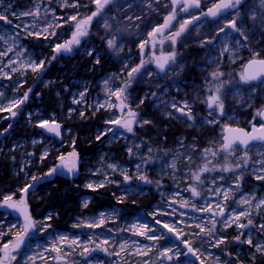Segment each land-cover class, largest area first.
Instances as JSON below:
<instances>
[{"label":"rangeland","instance_id":"rangeland-1","mask_svg":"<svg viewBox=\"0 0 264 264\" xmlns=\"http://www.w3.org/2000/svg\"><path fill=\"white\" fill-rule=\"evenodd\" d=\"M218 1L200 3L207 9ZM37 8L38 16L26 15ZM95 8L92 0H0V16L6 17L0 20V37H3L0 52L12 49L0 56V158L8 160L14 178L9 193L12 201H19L26 193L31 206L36 189L42 184L41 172L43 177L49 176L52 169L61 173L62 169L67 170L63 165L72 164L73 160L80 163L79 173L73 171L65 179L74 181V187L82 191L81 209L88 207L84 203L89 205L95 192L101 191L113 200L95 214L79 213L69 230L54 228L51 215L42 219L33 217L35 234L11 264H57V257L68 260L67 264H264V251H257V246L264 248V205L257 207L264 200V180L256 178L264 176V146L256 144L247 150L235 147L231 154L222 149L223 132L227 128L250 130L252 126L262 125L257 112L264 110V83L246 84L240 80L255 53H259L255 58L264 59V27H261L264 8L260 0H244L238 9L234 8L223 18L193 23L175 38V43L171 39L173 33L199 11L185 12L181 11L182 7H176V19L169 27L153 32L164 25L165 17L172 12V0H113L102 15L90 22L88 35L81 38L80 44L72 45L71 52H56L55 45L71 40L76 22L91 15ZM74 15L77 21L68 19ZM232 20L248 34L247 40L227 27ZM105 22L110 27L105 28ZM49 24L52 25L49 32L43 33L42 29ZM221 28L225 30L221 32ZM38 31L42 33L39 38L29 35ZM52 32L55 35H50ZM108 40L115 41L114 47L109 48ZM188 45L203 51L201 63L196 67L202 76L200 82L188 72L190 63L184 52ZM172 53L174 60L161 71L156 58ZM61 58H78L80 64L92 60L101 66L100 75L97 79L83 76L74 79L72 71L69 78H59L56 74L53 81L46 75L49 64ZM41 61L43 67L33 71L30 65ZM141 61L145 63L140 71L129 77ZM216 71L224 75L213 79L211 74ZM84 72L85 69L82 75ZM225 79L233 82L228 85ZM222 82L219 95L224 104L223 113L216 106L209 109L206 103L208 96L217 94L215 89ZM39 86L55 91L56 111L50 112L38 96L34 97ZM119 90H123L120 98L113 94ZM20 100L22 104L15 103ZM174 100L180 106L187 102L192 120L171 107ZM130 112L136 113L133 132L112 123L117 119L128 120ZM75 120L93 123L96 156L92 159L75 151ZM43 121L64 125L63 140L57 141L41 132L38 127ZM175 124L196 132L216 148L199 151L184 137L179 146L162 152L137 136L152 126L160 131L159 126ZM45 161L51 166L40 171ZM205 165L210 170L201 172ZM225 165H230L231 170L223 171ZM125 174L131 177L129 181L124 180ZM194 174H199L201 180H195ZM140 176L151 182L142 181ZM88 184L93 188L86 187ZM29 185L27 192L22 191ZM192 187L199 196L192 195ZM145 196L156 202L149 209L136 208L132 201ZM243 200L249 203H241ZM184 201L187 206L182 207ZM3 204L4 201L0 202L3 233L0 247L14 241L23 225L13 214L2 212ZM209 207L210 211L201 210ZM220 207L224 208L223 215L219 214ZM241 212L247 215L236 220ZM102 215L104 223L99 227L87 226L99 223ZM249 219L251 225L237 226L247 225ZM164 224L173 227L174 232H169ZM140 225H147L152 231L137 235ZM201 227L205 232L200 231ZM208 229H213L211 235ZM153 234L162 238H146ZM60 237L68 239L62 241ZM249 238L251 245L246 242ZM72 240L78 243L70 244ZM105 240L107 244L103 243ZM219 240L224 242L217 244ZM183 241L197 250L195 255L188 253ZM121 245H125L123 250ZM54 246L61 251H53ZM84 247L95 250L82 255ZM166 248L172 249L168 253L171 260L161 256Z\"/></svg>","mask_w":264,"mask_h":264},{"label":"snow or ice","instance_id":"snow-or-ice-1","mask_svg":"<svg viewBox=\"0 0 264 264\" xmlns=\"http://www.w3.org/2000/svg\"><path fill=\"white\" fill-rule=\"evenodd\" d=\"M92 2L96 5L95 11L91 12V15L86 16L83 19H80L79 21H77V16H71L68 19L71 21H77L75 24V31L72 34V38L71 40L66 41L63 44H56L55 45V51L56 52H71L72 51V45L76 44H80L81 42V37L87 36L88 35V27L90 25V22L93 20L94 17L100 16L103 13V10L105 9V7L107 5H109L110 3L113 2V0H92ZM200 2L201 0H183V7L181 8V11H188V9L190 7H196L199 8L200 7ZM243 2V0H220L219 3L214 4L212 7H210L207 11V13H202V15L204 16H211V17H217L218 14H221L222 10L224 9H229V8H237L238 6L241 5ZM181 4V0H172V5H173V9L172 12L165 17V23L164 25L156 28L153 30V32H160L162 31L163 28H167L169 27V25L172 23L173 20L176 19L177 16V12H176V7L177 5ZM74 7L78 6V5H72ZM86 6V5H85ZM260 6L261 8H264V0H260ZM238 10H237V15H238ZM26 15H35L38 16L39 15V8L36 9V11L34 13H27ZM193 19L198 20L199 17H193ZM256 17L253 16V20H255ZM0 20H6L5 16H0ZM8 23H10V21H8ZM192 23V20H185L183 23H181L179 25V29L178 31L174 32L171 39L173 41V43H175V38L180 36L187 28V26ZM105 28L110 27L107 22H105ZM52 27L51 24H49L47 27H44L42 29L43 33H48L49 32V28ZM57 27H59V25H57ZM227 27L231 28L232 30H234L235 32H238L240 34V36H242L245 40L248 39V34L241 28L237 26V22L235 20L230 21V23L227 25ZM261 27H264V16L261 17ZM225 29L221 28L220 31L223 32ZM41 32H29V35H35L37 38H39L41 36ZM50 35H55V32L50 33ZM153 33H149V36H152ZM45 39H47V36L44 37ZM0 39H3V37H0ZM237 43H239V40L236 41ZM146 43V42H145ZM208 43H211V41H208ZM107 44L109 46V48L114 47L115 45V41L114 40H108ZM144 48V44H141V49ZM12 51L11 48L7 49L4 52H0V56H5L7 55V52ZM224 51H227V48L224 49ZM91 54V53H89ZM259 53H255L254 54V58L251 59L248 62V65L245 66V71L240 75V80L244 83H250L252 81H259L260 83H264V59H257L255 57H258ZM55 57H53L54 59ZM175 58V53L170 54L169 56L166 57H157L156 58V64L157 67L161 70L164 71L165 70V65L170 61V60H174ZM99 61H97L98 63ZM145 63V61H141V64L139 66H137L136 68H133L131 70V72L129 73V77L132 76L133 73H138L140 71V68L143 66V64ZM44 62L41 61L39 64H31L30 67L33 69V71H37L40 68L43 67ZM255 66L256 70L254 71H249V69H252ZM13 71H16V69H13ZM212 78L213 79H219V77L223 76L224 73L220 72V71H216L213 72L212 74ZM105 83H107V81H105ZM223 87V82L216 87L215 92L217 94L214 95H210L207 97V105L209 109H212L214 106H216L221 113H223V109H224V104L221 101V97L219 95V93L221 92V88ZM123 90H119L115 93H113L114 95H116L118 98L121 97V93ZM27 93H25L24 95V100L27 99ZM155 95V94H154ZM81 96H83V93H81ZM143 101H141L142 103ZM16 104H22L23 100L20 101H16ZM121 103H123V100H121ZM15 106V105H13ZM171 107L173 109H175L176 112L181 113L182 116L186 117L188 120H192L193 116L191 114V109L188 107L187 102H185L182 106L178 105L177 102H175V100L173 101ZM12 115L15 116L16 113L12 112ZM81 115H83V113H81ZM258 116L264 117V111H258L257 112ZM135 117H136V113L134 112H130V118L128 120L125 121H121L119 119L112 121V123L119 125L121 127H123L124 129H126L128 132H133V123L135 122ZM211 123V121H209ZM146 123V122H145ZM40 127L42 128H46L47 131L49 132H53L56 135L60 134L59 128L60 126L58 124L55 125H49L47 121H43L40 124ZM109 131H111V129H109ZM230 131H235L238 132L239 135L236 136H232L231 138L229 137H225V143L222 145V149L224 151H228L231 154V150L233 149V145L234 144H239V145H248L249 141H254V140H264V124L261 125V129H260V135H253L252 133H248L245 132L243 129H236V130H230ZM253 133L256 132V128L255 126H253ZM100 137L98 136L97 139H99ZM131 151V150H130ZM74 158L76 157V153H72L71 154ZM213 155H216L215 152H213ZM246 156L247 154L245 153V160H246ZM60 159L63 161L64 157H60ZM64 167H67L68 172H73L76 168V164H75V160H73V163L71 164V166L68 165H63ZM240 165H237V167H239ZM109 167L111 168H115L114 165H109ZM139 168V165L137 166ZM172 167H175V164L172 165ZM210 169L207 167V165H205L203 168L200 169L201 172H207ZM223 171L227 172L231 170V166L230 165H225L222 169ZM57 169H52L51 172L49 173V175H51L52 173L56 172ZM259 180H264V176H257L256 177ZM36 178L33 177V180H35ZM131 179V177H129L127 174L124 175V180L125 181H129ZM139 179H141L142 181L148 182L150 183L151 181H148L147 177L145 176H140ZM194 179L197 181L201 180V177L199 174H194ZM202 182V181H201ZM100 187H103V184L99 185ZM31 187V185H29L28 187L24 188L22 191L27 192L28 188ZM86 187L88 188H93L92 184H88L86 185ZM219 191V189H217V192ZM191 193L193 196H199L200 193L196 190L195 187L191 188ZM224 198L227 199L228 198V194L227 192H225L224 194ZM12 201V197L11 196H7L4 198V206H6L7 208L10 209H14L16 212H18L21 216H23L24 218V222L22 225V228L20 231H18L15 235V239L14 241H10V242H5L3 243V246L0 247V253H3L2 256H0V264H11V261L16 260V256L13 255V253L17 252L21 246L24 244L25 239L27 238L30 230H32L33 228H35L36 222L33 220L32 216L30 215V213L28 212L27 209V203L26 200L22 197L19 201L17 202H11ZM241 203H249V201L247 200H243L241 201ZM261 205H264V200H261L259 202V204H257V207L259 208ZM87 202L84 203V207H87ZM182 207L187 206V201H184V203L181 205ZM219 207V206H218ZM202 211H210V207L208 209H201ZM224 213V208L220 207V215H223ZM247 215V213L245 212H241L236 216V220H239L240 216H245ZM48 219H51V217H48ZM104 223V219H103V215L101 216V219L99 221V223H92L87 225L88 227H99L101 224ZM157 224L160 223L159 220L156 221ZM252 224V220L249 219L248 220V224H238L237 226L240 228H245L248 225ZM199 227V225H197ZM13 228L16 227V225H12ZM135 227V226H133ZM140 231L136 232L137 235H146L147 232L152 231V229L148 228L147 225H140ZM163 227L167 228L169 232H174V228L169 226L168 224H164ZM215 226L213 225V228ZM264 227V226H262ZM213 229H208V234L211 235ZM201 232H205V228L201 227L200 228ZM3 233L0 232V238H2ZM147 239L150 240H157L160 239L162 237H157L156 235H151V236H147ZM177 238H179V234H177ZM60 239L62 241H66L68 238L67 237H60ZM237 240H239V236L236 237ZM187 247V251L188 253H192L193 255L196 254L195 249H193L191 246H189V242L188 241H183ZM223 240H219L217 241V244L223 243ZM248 244H252V240L251 238H249L246 241ZM70 244H77L78 241L72 240L69 242ZM104 244H107L108 241L105 240L103 241ZM97 248H100V245L97 244L96 245ZM125 247V245H121V250H123ZM95 249H88L87 247H84L83 252L81 253L82 255L85 253H89L90 251H94ZM104 251H107V249H102ZM53 251H61L60 248H56L55 246L53 247ZM257 251H264V248L257 246ZM172 252L171 248H166L164 249V251L161 253V256L164 258H167L168 260H171L172 257L168 255V253ZM115 255H119V253H113ZM146 254V253H144ZM187 255V253H185ZM65 255H68V253H65ZM29 259H32L31 257H29ZM57 259H60V257H57ZM201 264H203V262H201Z\"/></svg>","mask_w":264,"mask_h":264},{"label":"trees","instance_id":"trees-1","mask_svg":"<svg viewBox=\"0 0 264 264\" xmlns=\"http://www.w3.org/2000/svg\"><path fill=\"white\" fill-rule=\"evenodd\" d=\"M187 54V60H189V74L192 75L197 81H201L202 76L197 72L196 67L201 63L203 51L194 46L188 45L184 49ZM50 65L47 77L54 79L63 76L69 78L68 73L74 71V79L81 76L86 78L95 77L97 79L100 75L99 70L101 66L99 64H93L92 60H87L85 63L80 64V59H59L54 60ZM85 69L86 72L82 75V71ZM91 71V73H88ZM103 71V70H102ZM100 71V73H102ZM54 79L53 81H55ZM68 81V80H66ZM226 81V79H225ZM233 80L226 81V84L232 83ZM55 91L51 89H44L39 86L34 92V97L38 96L42 106L46 107L50 112L57 110L56 99L54 97ZM260 120V119H259ZM261 121V120H260ZM246 125V124H245ZM152 126L147 129L146 132H138L137 136L139 139L147 141L153 148L158 151L168 152L176 146H179L181 140L185 137L188 138V142L194 144L197 150H211L212 147L216 148L213 143L206 142L196 134L194 131H187L181 125L175 124L173 126ZM73 128L77 133V140L75 142V151L79 152L80 155L90 157L91 159L96 156V144L92 138L93 123L89 121L84 123V120H75ZM45 165L40 168V171H46L51 165ZM40 174V173H39ZM43 172H41V175ZM74 181H68L66 179L57 178L55 181H45L36 189V195L34 200L31 202L32 216L36 219H42L46 216L51 215L52 225L54 228L61 230H69L74 218L81 212L88 214H95L101 210L106 209L111 203L107 195L103 192H95L93 199L88 207L84 210L80 206V196L82 191L74 187ZM14 185V178L11 175V168L8 160L0 158V202L4 201V198L11 196V187ZM135 203L136 208L149 209L151 205L156 202L151 196H145L132 201ZM125 204V203H124Z\"/></svg>","mask_w":264,"mask_h":264},{"label":"water","instance_id":"water-1","mask_svg":"<svg viewBox=\"0 0 264 264\" xmlns=\"http://www.w3.org/2000/svg\"><path fill=\"white\" fill-rule=\"evenodd\" d=\"M243 1H244V0H243ZM219 2H220V1H218L217 3H219ZM110 4H111V3H110ZM239 6H240V5H239ZM176 7H179V8H180V7H183V0H181V4L177 5ZM201 9H202V6H201V3H200V7H199V8H196V7H190V8L188 9V11H200ZM208 9H209V8H207V9H205V10H201V11L197 14L196 17H199L198 20L191 19V20H192V23H190V24L187 26V28H188L190 25H192L193 23H197V22H205V21H213V20H217V19L223 18V17L229 15L230 13H232V11L234 10V8L224 9V10H222L221 14H218L217 17H211V16H204V15H202V13H207ZM187 28H186V29H187ZM84 37H85V36H84ZM84 37H81V38H84ZM254 70H256L255 66H254L252 69H249V71H254ZM250 83H252V84H260L259 81H252V82H250ZM263 111H264V110H263ZM260 120H261V124H264V117H261V116H260ZM48 124H49V125H55V124H58V125L60 126V128H59L60 134H59V135H56L55 133H53V132H49V131H47L46 128H42V127H40V126L38 127V129H39L41 132H43L47 137H50V138L55 139V140H57V141H62V140H63L64 125H62V124H60V123H48ZM132 127H133V125H132ZM255 128H256V132H255V133H253V131H252V130H253V126L251 127L250 130H246V129H243V128H227V129L223 132V142H224V143L226 142L225 139H224L226 136L229 137V138H231L232 136L239 135L238 132L230 131V130L243 129L245 132L252 133L253 135H260V129H261V127H260V126H255ZM256 144H261V145L264 146V140H259V139H258V140H254V141H249L248 145L234 144V145H233V148H235V147H240V148H242L243 150H247L250 146H252V145H256ZM76 157H77V156H76ZM66 172H67V171H66ZM57 174H60V173H52V174L48 177V179H49V180H50V179H53ZM22 197L26 200L28 212H29L30 215L32 216L31 206H30V203H29V196H28V194L23 193V194H22ZM22 197H21V198H22ZM11 202H17V201H11ZM11 202H10V203H11ZM1 210H2V212H6V213L9 212V213L13 214L15 217L19 218L20 220H22V222H24V218H23V216H21V215H20L18 212H16L14 209L7 208V207L4 206V204H3V205L1 206ZM32 218H33V216H32ZM33 220H34V218H33ZM34 221H35V220H34ZM35 231H36V228H33L32 230H30V232H29L27 238L25 239L24 244L21 246V248H20L17 252L13 253V255H18V254H20V253H22V252L24 251V249H25L27 243H28L29 240H30V237H31L32 235L35 234ZM56 263H57V264H61V263H63V264H67V263H68V260L60 258V259H58V260L56 261Z\"/></svg>","mask_w":264,"mask_h":264},{"label":"flooded vegetation","instance_id":"flooded-vegetation-1","mask_svg":"<svg viewBox=\"0 0 264 264\" xmlns=\"http://www.w3.org/2000/svg\"><path fill=\"white\" fill-rule=\"evenodd\" d=\"M201 10H205V8H203L202 7V9ZM200 10V11H201ZM199 11V12H200ZM75 164H76V168H75V170H74V172L77 174V173H79V170H80V163L78 162V160H75ZM68 166H70L71 165V163H69V164H67ZM67 170H64V169H62L61 170V173L60 172H54V173H60V174H57L53 179H48V177L50 176H47V177H43V176H41L42 177V183L43 182H45V181H55L57 178H62V179H65V178H67V175L69 174H73V173H71V172H66ZM71 177H73V176H71Z\"/></svg>","mask_w":264,"mask_h":264}]
</instances>
